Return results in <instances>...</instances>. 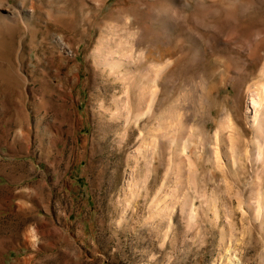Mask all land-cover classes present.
I'll return each instance as SVG.
<instances>
[{
  "label": "rangeland",
  "instance_id": "374dc122",
  "mask_svg": "<svg viewBox=\"0 0 264 264\" xmlns=\"http://www.w3.org/2000/svg\"><path fill=\"white\" fill-rule=\"evenodd\" d=\"M0 264H264V0H0Z\"/></svg>",
  "mask_w": 264,
  "mask_h": 264
},
{
  "label": "bare ground",
  "instance_id": "6f19581e",
  "mask_svg": "<svg viewBox=\"0 0 264 264\" xmlns=\"http://www.w3.org/2000/svg\"><path fill=\"white\" fill-rule=\"evenodd\" d=\"M30 8H31V7H30ZM5 20L14 23V22L17 21V18H16L15 15L12 14V15H10L9 17L7 16ZM254 36H255V33H254L253 35H251V34L249 35V37H248L249 42H252ZM162 52H163V48L159 46V47L157 48V53L159 54V56L162 55ZM149 55H150V56H153V52H152V50L150 51V54H149ZM262 86H263V85H262ZM258 89H259V88H258Z\"/></svg>",
  "mask_w": 264,
  "mask_h": 264
}]
</instances>
